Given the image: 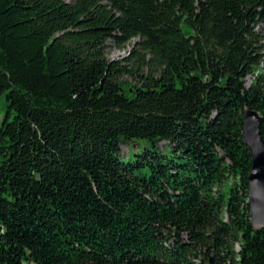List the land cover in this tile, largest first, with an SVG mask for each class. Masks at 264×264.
Masks as SVG:
<instances>
[{"label": "trees", "instance_id": "1", "mask_svg": "<svg viewBox=\"0 0 264 264\" xmlns=\"http://www.w3.org/2000/svg\"><path fill=\"white\" fill-rule=\"evenodd\" d=\"M262 62L264 0H0V264H264Z\"/></svg>", "mask_w": 264, "mask_h": 264}, {"label": "water", "instance_id": "2", "mask_svg": "<svg viewBox=\"0 0 264 264\" xmlns=\"http://www.w3.org/2000/svg\"><path fill=\"white\" fill-rule=\"evenodd\" d=\"M260 122L261 116L247 109L241 135L251 159L247 192L250 222L255 230L264 232V137L259 130Z\"/></svg>", "mask_w": 264, "mask_h": 264}, {"label": "rangeland", "instance_id": "3", "mask_svg": "<svg viewBox=\"0 0 264 264\" xmlns=\"http://www.w3.org/2000/svg\"><path fill=\"white\" fill-rule=\"evenodd\" d=\"M138 42V39H133L130 42H128L126 45L121 47H116L112 41L107 42L106 44V57L110 61H120L123 58H126L129 56L132 49L135 47V44ZM263 75L264 77V62L260 64V67L255 69L253 73L249 76H247L244 80V86L245 88H248L251 83L254 81L256 76ZM123 80L130 81V78H124ZM6 112V102L4 95L0 99V124L2 121L3 116ZM146 146L145 142L143 141H134L133 143H129L128 145H122L120 147L121 155L126 157H129L130 160L134 159V153L140 152L143 150V148ZM160 148H164L166 152H168V146L167 142H161L159 143Z\"/></svg>", "mask_w": 264, "mask_h": 264}]
</instances>
